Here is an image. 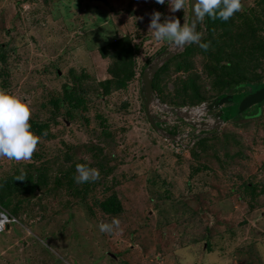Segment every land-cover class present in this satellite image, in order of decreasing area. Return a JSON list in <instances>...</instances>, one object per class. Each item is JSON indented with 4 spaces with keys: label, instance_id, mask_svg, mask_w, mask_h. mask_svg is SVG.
<instances>
[{
    "label": "rangeland",
    "instance_id": "1",
    "mask_svg": "<svg viewBox=\"0 0 264 264\" xmlns=\"http://www.w3.org/2000/svg\"><path fill=\"white\" fill-rule=\"evenodd\" d=\"M66 1L68 2H63ZM73 1V7L78 3L83 7L78 8L79 11L73 17H67L62 4L50 5L49 13L53 14L52 17L31 23L33 19L17 17L20 10L16 0H0V9L5 12L7 26L11 25L12 20L14 27L11 34H0V43L6 42L14 49L7 63L11 70L7 76L11 85L6 90L21 96L22 86L32 76L31 71L36 69L37 76L33 77H39L43 81L39 86V101L46 102L51 79L59 76V72L64 71L75 59L79 58L84 63L88 62L87 59H94L99 67L102 66V70H106L101 57L95 55L97 49H88L86 43L92 44L91 40L102 43L109 35L116 33L119 36L128 34L133 42L140 45L135 59L137 65H142L147 58L152 57L145 69L159 59L158 51L163 47L166 51L180 48L178 53L184 50L172 42L157 40L149 24L151 14L158 11L161 13V22L179 17L181 26H188L189 0H183L182 9L175 12L171 11L169 0H165L164 4H158L156 0H143L139 4L140 0H134L133 6L130 3L133 0ZM246 1L251 0H241L245 4ZM30 6L24 5L28 9L34 5ZM41 6L43 7L42 4ZM127 7H133L137 14H128ZM88 11L90 15H87ZM73 20L79 23L86 21V24L84 28H80L82 24H74L77 27H73L70 24ZM66 36H75L76 41L65 40ZM232 47L235 49L234 45ZM64 51L67 54L60 58ZM196 65L200 70V59L196 61ZM185 73L183 70L177 74L171 71L165 76V99H178L179 95L172 91L175 81ZM161 74L164 75L163 72ZM60 78H56L58 85L63 83V78ZM84 79L86 81L85 77ZM202 83H207V79ZM142 86V80H131L125 88L112 95L109 106L105 105L104 98L96 96L90 90V101L86 100L84 103L89 110L73 114V119H76L73 133L64 135L66 139L81 145V150H77L74 158L82 159L85 164L92 159L97 161L98 151L94 152L95 156L89 150L84 151L85 147L89 149L90 144L100 146L104 153L113 158L110 165L115 167L114 171L101 176L100 183L83 197L88 216L84 218L75 212L71 221H67L71 212L68 207L69 196L61 194L65 193V186L56 190L49 185L53 194L50 197L44 194L43 200L39 202L36 196L28 205L23 203L26 210L21 208V220L18 217L13 219L15 222L11 223L7 232L9 238L5 242L3 236H0V264H51L54 257L43 253L39 245L34 244L37 242L35 240H39L42 245H55V248L49 249L56 253V257L70 255V261L85 257L84 259L92 260V264H264V98L260 99L264 97V93L249 99L252 103L249 104L251 111H245L244 119L228 123L225 120H231L238 112L235 95L227 94L220 98L222 101L214 104L215 107L220 106L219 109L214 108L212 112H217L215 119L226 123L221 129L231 137L227 141L222 138L207 139L206 148L201 151L198 147L184 150L192 144L185 137L187 130L177 132L175 138H165L150 127L142 112ZM254 88V85L244 84L247 92ZM160 97L156 94V98L161 101ZM157 99L153 101L157 107L152 108L153 111L160 109L161 119L172 123L175 117L166 116L167 100L159 106L156 104ZM120 103H128V106L115 110ZM197 105L202 103L197 102ZM193 106L186 102L187 108L192 109ZM96 109L105 114L103 119L94 118ZM256 111L259 114L255 118L250 117ZM84 116L90 120L85 121ZM249 118L252 119L248 120ZM58 119L65 122L62 116ZM52 140L61 142L59 137ZM237 150H240L238 155ZM192 151H197L200 157L196 158ZM45 158L47 157H42L41 161ZM10 161L0 157V179L4 173L10 172ZM68 164L71 165V162L68 161ZM67 165H63L64 168ZM154 169L159 176L157 184L152 187L149 179L157 173L152 172ZM130 170L140 176L138 184L118 180L117 176L123 173L129 175ZM147 173L148 176L144 179ZM252 185L255 186L254 192L247 191ZM41 193L38 192L40 196ZM114 193L121 199L122 210L118 215H109L100 205L103 198ZM170 194L181 202L187 199L185 214L181 210L184 209L182 203H176L174 210H166V216L159 214L155 208L157 199L164 207L172 205V200L165 197ZM193 194L198 199L192 198ZM199 205L204 212L194 216L193 209ZM0 210L7 211L1 204ZM173 214H176L173 217H177L178 221L170 222ZM114 218L119 221L118 228L112 225ZM101 224L112 225L111 230L102 232ZM80 226L81 238L73 235L75 227L78 229ZM205 226H213L211 233L215 237L212 239L214 244L211 250L207 249L203 241L194 240L203 237ZM230 228L234 230L233 235L228 232ZM136 229L139 231L137 237L133 235ZM245 241L251 243L247 248L243 246ZM248 259L252 261L247 263Z\"/></svg>",
    "mask_w": 264,
    "mask_h": 264
},
{
    "label": "trees",
    "instance_id": "2",
    "mask_svg": "<svg viewBox=\"0 0 264 264\" xmlns=\"http://www.w3.org/2000/svg\"><path fill=\"white\" fill-rule=\"evenodd\" d=\"M63 1L65 0H42V3L40 0H16L20 10L17 12V17L21 18L23 16L24 19H33L31 23H37L40 20H47L53 16V14L49 13L50 5L59 6L62 4V9L66 12L67 17H73L79 11L78 8H83L79 6L80 3L73 7V0H68L65 3ZM141 2L143 0H140L139 4ZM246 2V4L245 2H241V10L233 13L228 20L213 19L207 16L199 18L197 32L200 35L199 43H207L209 45L207 50L202 49L199 43H189L183 48V52L164 61L154 75L153 87L156 94L159 97L161 96L160 99L162 102L159 100L160 104H165L167 100L166 103L168 102V105H166L165 111L168 115L166 116L171 118L172 116L175 117L172 123H167V119H161L162 111L158 109L154 114V121L158 127L172 134H176L181 130H187L188 134L185 137L189 138L192 144L191 146H186L184 150L196 149L198 147L199 150L203 151L206 148L207 139L222 138L226 141L230 139L231 135L227 131H222L221 128L217 129L211 126L215 117H217V112H212V109H219L220 106L215 107L214 104L222 101L220 98L227 94L235 95L234 101L236 107H238V112L231 120H225L228 123L244 119L245 111H251L249 104L252 103L249 102V99L253 98L254 95L264 93V0H251ZM130 3L133 6L135 1H130ZM25 4L27 6H34L28 9L29 7H24ZM21 10H23L25 15H23L24 13ZM127 13L136 15L137 11L134 12L133 7H127ZM4 14V10L0 9V34H11L14 28L12 26V20L11 25L7 26V20ZM87 15H90L89 11ZM99 18L101 19L102 17ZM70 24H79V26L82 24L80 28H84L86 21L79 23L73 20ZM75 25L73 27H77ZM74 37L69 38L66 36L65 40L69 39L71 42H75L76 39ZM91 42L92 44L86 43V47L90 50L97 49L95 55L101 57L102 65L106 66V70H102V66L99 67L94 59H87V63H84L85 61L83 62L79 58L75 59L71 64L67 65L64 71L59 72V76H56V78H63L61 85L56 84L57 80L55 77V79H51V89L48 91L49 96L46 95V102L39 101V86L43 81L39 77H33V75L37 76L36 72L38 71L36 69L31 71L32 76H29L26 79V83L22 86L23 93L21 97L26 99L31 109L29 120L31 130L39 137V140L31 158L28 161L11 160L10 172L4 173L0 179V204L7 209L10 217L15 219L18 217L21 220L22 212L20 210L21 208L26 210V207H23V203L28 205L36 196L39 202L43 200L44 194L50 197L53 194L50 186H53L56 190L65 186V193L61 194L69 196L68 207L71 212V215L67 217V221H71L75 212H78L80 216L85 218V216H88L87 208L83 205L84 198L87 196L86 193L93 190V186L100 183L101 180L99 178L101 176H107L115 169V167L110 165V162L113 161L112 156L104 153L103 149L95 144L88 145L89 149L85 147L84 151L88 152L89 150L92 156H95L94 152L98 151L97 161H93L92 159L90 163L85 164L82 159H75L77 150H81V145L76 143V141L66 139L64 135L73 133L72 128L76 124L74 122L76 119H73V116L77 114V111L89 110L88 106H84V103L86 100L90 101V96H88L90 90L96 96L104 98L105 105L109 106L112 95L125 88L128 82L136 78L139 81L142 80V73L146 64L152 61V57L147 58L146 62L142 65H137L135 59L138 55L140 45L133 42L128 34L119 36L116 33L111 36L109 35V38L102 43L92 40ZM225 43L227 45H224ZM232 45L235 46V49ZM13 50L8 46V43H0V88L3 89H8L11 85L9 78H7L9 71H11L7 63L12 57ZM163 50H165V47L161 48L158 53L160 54ZM66 54L67 51H64L61 53L60 58ZM199 59L202 63L200 70L197 69L196 65V61H199ZM53 64L55 65L56 63L53 62ZM182 70L186 73L175 81L172 91L179 95L178 99L174 100L172 97L165 99L166 93L163 92V86L166 83L165 76L171 71L177 74V72ZM166 72L167 74H165ZM98 75H100V78L97 79ZM206 79L207 83L203 84L202 82ZM246 83L254 85L255 88L251 89V92L250 90L247 92L244 89V84ZM141 96L143 104L142 112L145 114V118L149 122L150 127L157 134L163 135L151 124L146 115L143 90H141ZM262 98L264 97L260 99ZM47 99L49 102H47ZM186 102L194 105L193 108H187ZM197 102L202 103V105H197V107ZM127 106L128 103H120L116 106L115 110L119 107L126 108ZM60 107H62V110H60ZM258 114L259 112L256 111V113H251L250 117L255 118ZM60 116L64 117L65 122L64 120L58 119ZM104 117L105 114L100 113L99 109H96L94 118L101 120ZM84 119L85 121L90 120L85 116ZM250 119L252 118L248 120ZM226 123L223 122V124ZM170 124L172 125L170 126ZM53 137L55 139L59 137L61 142L58 143L57 140L53 141ZM180 148H182L181 144ZM239 151L237 150V155ZM192 153L196 158L200 157L197 151H192ZM42 157L47 158L41 161ZM68 161L71 162V165H67ZM78 164H85L90 168L97 169L99 172L98 179L77 183L75 177L78 175L76 172V166ZM63 165H67L66 168ZM160 168L163 167L160 166ZM197 170H199V167H197ZM154 171L157 172L155 169L152 172ZM129 172V175L123 173L117 176L118 180L125 183L130 182L128 184L132 182L138 184L140 182V176L135 175L136 172H133V170ZM147 176L148 173L144 175V179ZM158 176L159 173L157 172L149 179L152 187H155L154 185L157 184ZM113 178H116V176ZM254 187V185L248 187L247 191L254 192ZM39 191L42 192V196L38 194ZM165 197L170 198L173 204L164 207L159 202V199H157L155 208L159 214H165L166 210H174L176 203H182L184 207V209H181L182 213H186L187 199L183 203L179 198H172L171 194L165 195ZM192 198L198 199V196L193 194ZM121 203L119 195L114 193L103 198L100 206L106 214L118 215L122 210ZM193 211L195 213L194 216H197L198 213L204 212V209L199 205ZM173 216H176V214L171 215L170 222L178 221V218ZM12 222H15V220H10L7 223L8 226L0 231V236H3L5 242L9 238V233L7 232H9L8 229ZM212 227L205 226L203 237L194 238L195 241H203L208 250H211L214 244L212 239L215 235L211 233ZM80 230L81 226L78 229L75 227L73 235L81 238ZM228 232L230 235L234 234L232 228L228 229ZM138 234L139 231L136 229L133 235L137 237ZM35 241L37 242H34V244L39 245L43 253L54 257V261H50L51 264H68L70 261V255L64 256L61 254L62 257H56V253L50 250L55 248V245L50 247L45 244L42 245L39 240ZM250 241L248 243L245 241L243 246L247 248L251 244ZM130 246H133V244ZM238 250L241 252L240 249ZM80 258L81 260L78 258L73 259V261H70L72 263L69 262V264H84L88 260L87 258L84 259L85 257ZM251 261V259H248L247 263ZM92 262V260H88L85 264H92Z\"/></svg>",
    "mask_w": 264,
    "mask_h": 264
},
{
    "label": "clouds",
    "instance_id": "3",
    "mask_svg": "<svg viewBox=\"0 0 264 264\" xmlns=\"http://www.w3.org/2000/svg\"><path fill=\"white\" fill-rule=\"evenodd\" d=\"M156 3L164 4L165 0H156ZM169 3L171 4L172 12L178 11L183 7V0H169ZM240 10L241 0H195L194 4V12L199 18L207 16L213 19L228 20L233 13ZM160 17L161 13L154 11L151 14L149 24V28L153 30L157 40L169 41L176 46L200 42V35L193 26H181V22L174 17L161 22ZM199 46L207 50L209 45L207 43H199ZM155 99H157L156 94ZM154 103L152 102L150 105L153 115L155 112L152 108H157ZM156 104L160 106L158 99ZM30 116V105L25 98L0 88V157L15 161L31 158L38 144L39 137L31 130ZM76 172L78 173L75 177L77 183L94 181L99 177L97 169L90 168L85 164H78ZM1 212L9 215L6 210H0ZM112 225L118 228L119 221L114 218ZM112 225L101 224L100 230L102 232L111 230ZM6 226L8 225L6 224Z\"/></svg>",
    "mask_w": 264,
    "mask_h": 264
},
{
    "label": "water",
    "instance_id": "4",
    "mask_svg": "<svg viewBox=\"0 0 264 264\" xmlns=\"http://www.w3.org/2000/svg\"><path fill=\"white\" fill-rule=\"evenodd\" d=\"M190 2V14H189V25L193 26L196 30V32L198 31L199 28V17L196 16L195 12H194V4H195V0H189ZM188 45V44H186ZM178 46V47H182L184 48V46ZM180 49V48H179ZM179 49H176L175 51H163L159 57V59H157L156 61H153L149 67H147L146 69H144L143 73H142V83H143V100L145 102V109H146V115L148 117V119L150 120L151 124L154 125V127L156 129H158L164 136H168V137H172L175 138V134L169 133L164 131L162 128L158 127L156 125L155 117L152 114L151 110H150V105L151 103L154 101L155 99V94H154V87H153V78L154 75L157 71V69L160 67L161 63L172 58L176 53L179 52ZM245 116V115H244ZM223 122L219 121L217 119H215L212 122V127H216L217 129H220L222 126Z\"/></svg>",
    "mask_w": 264,
    "mask_h": 264
},
{
    "label": "built area",
    "instance_id": "5",
    "mask_svg": "<svg viewBox=\"0 0 264 264\" xmlns=\"http://www.w3.org/2000/svg\"><path fill=\"white\" fill-rule=\"evenodd\" d=\"M15 218L10 217L6 213L1 212L0 213V231L6 227V224Z\"/></svg>",
    "mask_w": 264,
    "mask_h": 264
},
{
    "label": "flooded vegetation",
    "instance_id": "6",
    "mask_svg": "<svg viewBox=\"0 0 264 264\" xmlns=\"http://www.w3.org/2000/svg\"><path fill=\"white\" fill-rule=\"evenodd\" d=\"M162 53V52H161ZM161 53L159 55H161Z\"/></svg>",
    "mask_w": 264,
    "mask_h": 264
}]
</instances>
